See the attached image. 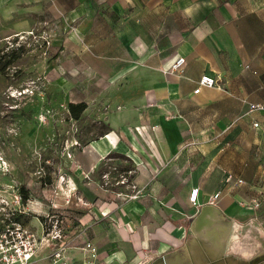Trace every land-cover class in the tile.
I'll list each match as a JSON object with an SVG mask.
<instances>
[{
  "label": "crops",
  "instance_id": "obj_1",
  "mask_svg": "<svg viewBox=\"0 0 264 264\" xmlns=\"http://www.w3.org/2000/svg\"><path fill=\"white\" fill-rule=\"evenodd\" d=\"M8 13L19 29L41 14L47 25L73 26L67 45L88 42L85 71L100 78L113 109L103 117L110 129L75 151L65 175L86 207L79 231L97 245L98 264L171 254L156 264H264L225 255L240 228L264 248V211L246 207L264 198V132L253 127L264 112H250L264 103V0H0V21ZM178 57L182 72L168 73ZM204 74L217 84L195 94ZM250 152L261 160L253 176ZM116 153L132 163L137 198L108 199L91 177ZM229 174L244 183H227ZM194 188L198 207L189 201Z\"/></svg>",
  "mask_w": 264,
  "mask_h": 264
},
{
  "label": "rangeland",
  "instance_id": "obj_2",
  "mask_svg": "<svg viewBox=\"0 0 264 264\" xmlns=\"http://www.w3.org/2000/svg\"><path fill=\"white\" fill-rule=\"evenodd\" d=\"M43 16L39 15L31 28H16L13 13L0 21V56L3 61L13 59L4 71L0 67V229L18 220L36 230L40 236L38 254L42 264H47L48 254L75 238L79 214L86 208L77 198V189L70 191L66 186L69 161L77 149L110 129L103 117L113 109L102 98V87L95 85L100 78L85 71L88 42L77 38L69 47L67 37L75 28L67 31L60 23L47 25ZM92 41L89 36V43ZM77 45L86 46L79 52ZM79 102H85L87 109L76 120L70 115L69 104ZM253 160L261 162L250 152L246 156L249 176L254 174ZM236 164V159L230 160L232 172ZM132 174V163L113 154L91 177L108 199H128L136 191ZM20 197L21 203L17 201ZM257 202L249 201L246 207L257 213L264 211V198ZM198 209L197 215L202 208ZM43 228H51L62 237L53 242L52 237L43 236ZM237 233L225 255L250 262L261 257L264 261V248L248 242L242 228Z\"/></svg>",
  "mask_w": 264,
  "mask_h": 264
},
{
  "label": "built area",
  "instance_id": "obj_3",
  "mask_svg": "<svg viewBox=\"0 0 264 264\" xmlns=\"http://www.w3.org/2000/svg\"><path fill=\"white\" fill-rule=\"evenodd\" d=\"M186 63L184 57L176 58L169 70L170 74H180ZM217 84L215 77L204 74L198 81V86L194 90L195 94H199L203 88H211ZM264 112V103H253L250 105V112ZM253 127L256 130L264 132V124L260 122H254ZM236 181L238 184H243L242 179L235 180L232 174H229L226 178L227 183ZM136 189V186L133 185ZM138 193L131 195V198H137ZM222 198V192H216L209 200V205L216 207ZM19 203L22 202V198H18ZM189 201L193 206H199V188L191 190L189 195ZM256 205L258 203L256 202ZM15 216L16 213H12ZM12 223V224H11ZM5 229H0V264H42L43 258H40L38 251L39 234L36 230H31L27 226L22 225L18 220L11 221ZM43 236L54 240L62 237V234L51 230V228H43ZM83 231H79L75 238H72L60 247L54 249L53 254H48L46 257L47 264H98L99 252L97 245L89 238L83 236ZM50 242V239H49ZM52 247V244L49 245ZM76 254V256H75ZM79 256V258H77Z\"/></svg>",
  "mask_w": 264,
  "mask_h": 264
},
{
  "label": "trees",
  "instance_id": "obj_4",
  "mask_svg": "<svg viewBox=\"0 0 264 264\" xmlns=\"http://www.w3.org/2000/svg\"><path fill=\"white\" fill-rule=\"evenodd\" d=\"M12 62H13V59L8 60V61H3L1 56H0V67H1V70L4 71ZM86 109H87V104L85 102L70 103L69 104L70 115H71V117L73 119H76V120H78L82 116V114L85 112ZM111 155H113V154H111ZM116 155H120V156L126 157V156H124L122 154H117L116 153ZM126 158L129 160L128 157H126ZM25 198H26V196H25Z\"/></svg>",
  "mask_w": 264,
  "mask_h": 264
},
{
  "label": "bare ground",
  "instance_id": "obj_5",
  "mask_svg": "<svg viewBox=\"0 0 264 264\" xmlns=\"http://www.w3.org/2000/svg\"><path fill=\"white\" fill-rule=\"evenodd\" d=\"M205 212V210H203L202 211V213H204ZM211 215V214H210ZM208 216V215H207ZM210 217V216H209ZM203 221V220H202ZM210 223H211V221H210ZM199 224V223H198ZM212 225V224H211ZM216 226V225H215ZM221 227V226H220ZM231 228V227H230ZM215 229V228H214ZM218 229V228H217ZM224 230V229H223ZM227 230V229H226ZM225 231V230H224ZM212 232V231H211ZM210 233V232H209ZM224 234V233H223ZM201 235V234H200ZM211 236V235H210ZM220 236V235H219ZM228 236V235H227ZM207 237V236H206ZM225 238V237H224ZM213 239V238H212ZM219 240V239H218ZM209 241V240H208ZM222 241V240H221ZM216 243V242H215ZM220 243V242H219ZM226 247V246H225ZM210 249V248H209ZM214 252V251H213ZM208 253V252H207ZM212 253V252H211ZM217 253V252H216ZM210 255V254H209ZM217 256V255H216ZM179 257H180V255H179ZM190 258V257H189ZM174 259V258H173ZM200 260V259H199ZM183 261V260H182ZM202 261V260H201ZM188 262V261H187ZM209 262V261H208ZM184 263V262H183ZM191 263V262H190ZM198 264V263H197Z\"/></svg>",
  "mask_w": 264,
  "mask_h": 264
},
{
  "label": "water",
  "instance_id": "obj_6",
  "mask_svg": "<svg viewBox=\"0 0 264 264\" xmlns=\"http://www.w3.org/2000/svg\"><path fill=\"white\" fill-rule=\"evenodd\" d=\"M210 207H212V206H210ZM212 208H214V207H212ZM202 211H203V209H202ZM202 211H201V213H202ZM172 255V254H171ZM171 255H168V256H171ZM168 256H163V257H161V258H163V259H165V257H168ZM161 258H159V259H161ZM159 259L158 260H156L155 262H153L152 264H156L158 261H159Z\"/></svg>",
  "mask_w": 264,
  "mask_h": 264
}]
</instances>
